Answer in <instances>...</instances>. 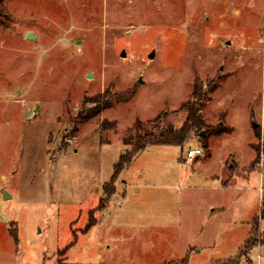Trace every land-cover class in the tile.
I'll return each instance as SVG.
<instances>
[{"label": "rangeland", "instance_id": "obj_1", "mask_svg": "<svg viewBox=\"0 0 264 264\" xmlns=\"http://www.w3.org/2000/svg\"><path fill=\"white\" fill-rule=\"evenodd\" d=\"M263 132L264 0H4L0 264H264Z\"/></svg>", "mask_w": 264, "mask_h": 264}, {"label": "trees", "instance_id": "obj_2", "mask_svg": "<svg viewBox=\"0 0 264 264\" xmlns=\"http://www.w3.org/2000/svg\"><path fill=\"white\" fill-rule=\"evenodd\" d=\"M3 2L4 0H0V17L3 11ZM214 82V81H211ZM209 83V90L214 89L215 84ZM206 97V91L203 90L201 84L195 83L194 90L191 93V97L181 104L180 109L186 111V117L184 122L179 127H174L173 125H163L158 131L149 130L147 126L143 125L142 122L137 121L136 129H143V132H137L135 138H126L124 142L130 146V148L126 149L122 152L118 158V160L113 164V172L110 177L109 182L104 184L103 190L105 193L108 191H114V183L116 176L119 172L127 166L133 159V157L142 149H145L148 145L151 144H182L186 138L189 136L191 130H195V132L200 131L204 127V123L200 116V109L204 103V99ZM101 107L96 106V108L90 110L87 115H96L100 112ZM92 111V112H91ZM164 115V113H162ZM152 128H158L159 126V118H155L152 121ZM225 130L220 129L218 132H223ZM264 134V132H263ZM260 135V132H257V136ZM264 140V136H263ZM255 150H259V146H253ZM264 205V201H263ZM93 222L88 223V227L92 225ZM87 227V228H88ZM261 243L264 244V231L259 239ZM164 264H176V263H164ZM183 264V263H179Z\"/></svg>", "mask_w": 264, "mask_h": 264}, {"label": "water", "instance_id": "obj_3", "mask_svg": "<svg viewBox=\"0 0 264 264\" xmlns=\"http://www.w3.org/2000/svg\"><path fill=\"white\" fill-rule=\"evenodd\" d=\"M26 37H28V38H34V35L32 34V32H27V33H26ZM124 54H125V52H124V50H122L121 55L124 56ZM153 55H154V51L151 50V52L148 54V56H149L150 58H152ZM88 76H91V74H88ZM256 126H257V123L254 124V127H256ZM204 134H205V131L202 130V131L200 132V135H204ZM4 194H5V195H8L7 192H5V191H4Z\"/></svg>", "mask_w": 264, "mask_h": 264}, {"label": "built area", "instance_id": "obj_4", "mask_svg": "<svg viewBox=\"0 0 264 264\" xmlns=\"http://www.w3.org/2000/svg\"><path fill=\"white\" fill-rule=\"evenodd\" d=\"M200 152H201L200 148H189L187 151V156L189 158H191L192 156H194L195 154L200 153Z\"/></svg>", "mask_w": 264, "mask_h": 264}, {"label": "crops", "instance_id": "obj_5", "mask_svg": "<svg viewBox=\"0 0 264 264\" xmlns=\"http://www.w3.org/2000/svg\"><path fill=\"white\" fill-rule=\"evenodd\" d=\"M195 148H199V147H195ZM201 153V152H200ZM263 189V188H262Z\"/></svg>", "mask_w": 264, "mask_h": 264}]
</instances>
